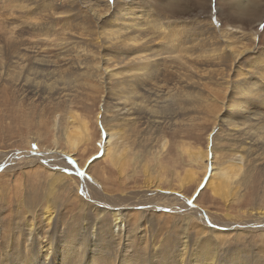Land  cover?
Instances as JSON below:
<instances>
[{
	"label": "rangeland",
	"instance_id": "rangeland-1",
	"mask_svg": "<svg viewBox=\"0 0 264 264\" xmlns=\"http://www.w3.org/2000/svg\"><path fill=\"white\" fill-rule=\"evenodd\" d=\"M38 1L0 0V224L3 218L8 226V219L24 216L25 201L32 203L28 207L36 210L38 220L43 209L57 201L68 221L74 215L81 218L80 212L91 223L96 221L92 206H98L91 196L122 201L121 207L149 202L145 208L132 207L128 218L136 217L134 223L148 231L154 226L159 240L163 237L168 243L184 234L188 215L193 218L189 236L201 218L209 217L215 225L197 228L216 239L219 252L230 250L228 256L221 252L219 260L240 257L247 259L246 264L250 259L264 260V147L241 135L260 127L253 126L259 121L250 125L243 114L254 111L264 116V108L257 98L249 104V97L240 95L241 88L264 89V0ZM128 5L156 21L172 22L168 26H177L184 39L159 57L158 72L164 73L159 84L171 94L172 99L167 98L177 95L179 100L171 102L167 113L149 112L150 118L139 113V104L123 110L124 102L110 91L116 80L109 81L105 67L92 63L109 54L113 65L124 66L116 49L119 41L109 42L100 33L102 28L116 30L113 25L120 20L113 16ZM145 28L142 36L159 50V34L164 32L152 24ZM57 37L69 40L57 42ZM197 42L206 46L201 47L202 59L197 58L200 48L193 46ZM215 48L221 57L202 54ZM41 60L49 62V71H42ZM192 93L194 100L188 96ZM107 130L117 137H110ZM67 131L72 135L66 136ZM109 139L113 144L109 152L119 150L116 155L123 156L118 162L111 155L104 157ZM56 157L64 168H51ZM229 164H238V169L225 171L231 187L225 186L226 195L220 197L207 183H217L216 177ZM51 182L59 185L50 203ZM112 221L109 213L105 223ZM10 233V241H0V264H11L13 254L7 246L12 242L24 245ZM23 253V264H28L31 253Z\"/></svg>",
	"mask_w": 264,
	"mask_h": 264
},
{
	"label": "bare ground",
	"instance_id": "bare-ground-1",
	"mask_svg": "<svg viewBox=\"0 0 264 264\" xmlns=\"http://www.w3.org/2000/svg\"><path fill=\"white\" fill-rule=\"evenodd\" d=\"M24 5H23V7H24ZM142 10H141V8L136 9L135 7L130 6V5L123 6V7L121 6L120 9H118L113 16L114 19H116V17H117V19H116L117 21L118 20L121 21V22L118 21L116 24L113 25L116 28V30H107L106 28H102L103 32L101 31V33H100L102 36H105V39H107L109 42L119 41V43H117L118 46L116 47V49H118V52L122 53L120 60H122L124 62V66H122L121 68H117L115 65H113L112 60L114 58H109V54H105V56L101 58L102 61H95V59H94V60H92V63L98 64V68L102 67V66L105 67L104 70H106V72H108L110 75L109 81H113L114 79L116 80L115 83H113L114 87L112 86L110 88V91H112V92L115 91L116 93L113 92V94H115V96H117V99L124 102L125 107L123 108V110H126L128 107H131V109H137L138 104H139V108H138V111H140L139 113L144 115V117L146 115V117L150 118L149 112H151V114L153 112L155 115L159 112L160 113H164V112L167 113V112L171 111V109L169 108L172 105L171 102H173V101L175 102V100H179V99H176L177 95H175V97L172 96L173 100H170L171 94L169 95V93L166 92L167 90H165V89L162 90L164 87L159 84L160 83L159 82L160 77H162L163 76L162 74H164L161 72L162 69H160V72L162 74H159V72H158L159 65L162 66L159 62V60H160L159 57H161L165 54L164 52H162V50L164 51L165 49H171V47H174V48L177 47L178 48L179 44L183 43L184 39L181 37V34L178 33L177 30H179V28L177 26H168V25H171L172 22H168L166 24L163 21L158 20V19L156 21L155 19H153V17H152L153 15L151 16L148 13V16H147V14H145ZM30 13H32V12H30ZM56 13H57V11L53 15H55ZM64 13H67V12H64ZM64 13H62V14H64ZM32 15L33 14H31V16ZM58 15H60V14H58ZM31 19L34 20L33 17ZM37 20H36V22H37ZM149 24H152L156 29L158 28L161 32H164V33L159 34V38L161 40V42H158L160 45L159 50H156L155 47H154L155 49L153 48L152 40H146L142 36L144 33V30L146 29L145 26L149 25ZM1 27H2V25H1ZM14 29L12 28V31H14ZM69 31H73V30L71 29ZM64 32H65V27H64ZM64 32H63V34H64ZM18 34H20V33H18ZM65 35H63V36H65ZM113 35H116L117 37L113 38ZM122 35H124V36H122ZM65 38L66 37H63L61 39L58 38L56 40H57V42L64 41ZM45 39H46V37H45ZM47 39H48V37H47ZM67 40H69V39H67ZM201 40H202V42L204 41L203 39H201ZM198 43H200V42H197V44H193V46L195 47V49L200 48L199 49V55H198L199 57H197V58L202 59L203 55H200L201 47H203L205 45L202 43H200V44H198ZM207 43H209V42L207 41ZM207 43H206V45H207ZM75 45H76L75 43H71V47L75 46ZM68 46L70 47V45H68ZM188 46L189 45H187V47ZM76 47L77 46H75L74 48H76ZM182 47H181V49H182ZM110 48L111 47L109 46V49ZM210 48L212 49V47H210ZM114 49H115V47H114ZM216 49H218V48L213 49V52L207 53L208 52L207 51L205 53L203 52L202 54H206L207 58L208 57L218 58L220 56V54H218L219 51ZM175 50L176 49H174V51ZM189 50H190V47H189ZM192 50L193 49H191V51ZM38 52H35V53H38ZM77 53H79V52H77ZM186 53H187V51H186ZM194 54H198V53H194ZM216 54H218V55H216ZM36 56H39V55H36ZM178 56H181V55H178ZM178 56H176V57H178ZM194 56H196V55H192V57H194ZM77 57H80V55ZM208 60H210V59H208ZM41 61H42L41 66L45 67V68L41 67L42 71L43 72L49 71L46 69L47 64L49 62L46 60H41ZM181 61H183L182 58H181ZM202 61H205V60L203 59ZM187 62H189V61H187ZM195 62L196 61L194 60V63ZM105 64H106V66H105ZM182 64H185V60H184V63H182ZM82 66L84 67L85 63ZM163 66L166 67V64ZM184 66L185 65H183V67ZM183 67H182V69H183ZM186 67H188V66H186ZM38 69L39 68H37V70ZM188 69H189V67H188ZM191 69H193V68H191ZM164 71L165 70H163V72ZM168 72H169L168 70H167V72L165 71V73H168ZM183 76H185V74H183ZM183 76H181V78ZM46 80H47V78H46ZM55 80H56V78H55ZM57 81H58V79H57ZM186 81H188V80H186ZM63 82H65V81H63ZM72 82H74V81H72ZM191 83H192V81H191ZM113 84L111 83L110 86ZM147 87H148V89H147ZM140 90L144 91V93H141ZM259 93H261V94L259 95ZM168 95L170 98H167ZM197 95H198V93H197ZM240 95L249 97L248 98L249 104H250L251 99L253 100V99L257 98V102H258L259 106L264 108V89L241 88L240 89ZM188 96L194 100V94L193 93H192V96H191V94ZM166 102H169L168 105H166ZM235 105H236V107L237 106L241 107V105L237 104L236 102H235ZM242 108L245 109L243 106H242ZM243 115L245 116V119L250 122L249 123L250 125H253V124H251L252 121H257V122L259 121V123H257L256 125L254 124L253 126H259L260 125V127L256 128L257 130H255L254 133L252 132L251 134H248L249 133V131H248V132L241 133V135L242 136L246 135L245 140H247V139L248 140L249 139L257 140L264 147V116H263V114L256 113L254 111H249V112H245V114H243ZM70 118L72 121H76L73 116H71ZM151 118H153V117H151ZM234 123L236 125H238L235 121H234ZM242 125L243 124H241V126ZM253 126L250 127V131L252 128H254ZM107 133L109 134L110 137H113V138L117 137L116 136L117 133L116 134L115 133L112 134L113 132L109 133V130H107ZM71 135L72 134L70 132H68V131L66 132V136H71ZM86 137H87V141H88L89 137L87 134H86ZM111 140L112 139H109L108 142L106 143L104 157H108L111 155L113 160L115 162H118V160L122 159L123 156L116 155L119 150L116 153L109 152V148H111L113 145L111 143ZM258 142H257V144H258ZM247 144H249V143L247 142ZM254 145H256L255 142H254ZM73 148L77 149V145H74ZM59 159H60V157H56L50 161V162H53V164L51 165V168H55V167L64 168L63 164L59 161ZM234 165L235 164H229L227 167L223 168L220 171V174L215 179V181H217V183H215V182H213V183L208 182L207 183V186L212 187V190L214 191V193L217 196H220V197L224 196L225 197L226 193L223 192V189L225 188V186L231 185L230 184L231 183L230 182L231 176H230V178H228L226 176L227 174L225 173V171L229 170V173L236 171V167L238 166V164L236 165V167ZM237 169H238V167H237ZM59 175H60V173H59ZM231 175H233V174H231ZM61 180L62 179H58L59 183L61 182ZM58 185L56 182H51L49 184V196H51L50 197V203L54 200L52 198V196L57 192ZM91 198L95 202L98 203L97 207H96V205L92 206L91 204L87 203L88 206H92L91 212L96 216V218H95L96 221H94L93 223H91L89 221V219H88L89 216L87 214H83L80 212L78 215H80L81 218H78L77 216L72 215L73 216L72 219L68 221L66 219V217L63 215V213L59 212V206L60 205H59V202H57V201H54V203L47 205L43 209V211L41 213L43 218L41 220L37 219L40 216L35 213L36 210L28 207V205L32 206V203H28L27 201H25L26 203H24V205L26 206L28 211L26 212V214L24 216H21V215L17 216L16 215L17 216L16 218L8 219V222H9L8 226L6 225L7 220L3 218L4 223H3V225L0 224V241L8 239L9 233L11 232V233H13L12 235H14V236L17 235L16 239L21 240V242L24 244V245H21V243L19 241V242H17L18 243L17 245L15 244L16 246L14 245L13 242L11 243L10 246H7V249H8V247H10V251H12V254H13V257L10 260V263L11 264H23V262H25L24 260L26 259L23 255L24 254L23 250H25V256H26V254H28L27 251H29L31 253L29 255V258L27 261L28 264H84V262L86 260H88L87 264H246V262H247V259H240V257L234 258L231 260H228V258H225L226 261L219 260L217 258L218 256L221 255V252H224V256H228L229 254H231V252H230V250H226V249L219 252V248L216 244V242H217L216 239L211 238V237H207L206 232H204L203 230H198L197 227L208 228L209 225H211V226L215 225L213 223V221L211 220V218H209V217H205V219L201 218L199 220V222H197L199 224H195L196 225L194 227V229L196 231L195 234L193 236H189L188 230H190L192 227H190L188 224H189V222H192L193 218L189 219V215L186 216L187 221L185 223V226L182 229V231L185 230V232L183 231L184 234L182 233L181 236L179 238L177 237L176 240L173 239L174 241H171V242L168 241V243L167 242L165 243V240H166L165 238L162 237L163 240L158 239V234H155L156 229L154 228V226H152V227L150 226L149 231H148V230H145V228H144L145 226L143 224L134 223L136 220V217H134L132 219L128 218V216L131 213H133V212H131L132 207H133V209L135 207H140V208L144 207L145 208L147 205H151V204H149V202H147L148 204L146 203L147 205H143L144 203L140 204V206H137V204H133V205L123 206L124 207L123 208V207H121L122 205H120V203L122 201H117L115 199H112L111 197H109V199H108L105 196L104 197L99 196V198L91 196ZM106 198L108 200H106ZM28 201H30V200L28 199ZM103 206L105 208H110L114 211L109 212L110 209H103ZM83 207L85 208V205H83ZM83 207L81 210H84ZM159 207L160 206L154 207L153 209L156 210ZM186 208H187V210L188 209L190 210V213H192V209H190V207L186 206ZM182 210L185 211L184 209H182ZM128 211H129V213H128ZM0 212H1V210H0ZM143 212H144L145 216H148L146 214L145 210ZM109 213L112 215L113 221H112V223L110 222L109 224H106L105 219ZM190 215L192 216V214H190ZM9 217L12 218V216H9ZM0 219H2V218L0 217ZM12 227H13V229H12ZM213 229H216V226H214ZM9 230H10V232H8ZM13 230H14V232H13ZM169 232H170V230H169ZM90 240H94V242L89 244ZM1 247H0V249H1ZM249 264H264V260L256 261V259H250Z\"/></svg>",
	"mask_w": 264,
	"mask_h": 264
}]
</instances>
